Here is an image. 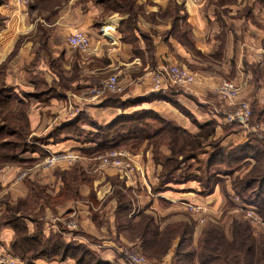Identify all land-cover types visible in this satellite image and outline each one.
I'll return each mask as SVG.
<instances>
[{
    "label": "crops",
    "instance_id": "crops-1",
    "mask_svg": "<svg viewBox=\"0 0 264 264\" xmlns=\"http://www.w3.org/2000/svg\"><path fill=\"white\" fill-rule=\"evenodd\" d=\"M105 7L97 0H32L25 11L17 0H0V80L17 95L40 91L50 94L46 101H27V119L34 136L64 121L65 95L84 92L94 80L108 74L117 76L122 98L142 99L132 105V114L154 111L184 129H193L198 121H221L222 112L212 102L215 97L210 89L224 79L238 85L245 81L240 91L242 98H264V75L260 69L264 0H129L127 6H122L124 12L107 11ZM73 29L89 36V53L68 46L67 36ZM168 64L188 68L200 81L184 92L166 97L151 95L152 72ZM83 112L92 123L105 125L126 111L97 99ZM48 115V122L41 125ZM90 125L85 121L81 128ZM76 146L70 138L48 145L53 152ZM140 149L147 164L139 166L144 176L138 175L142 181L137 180L146 183L149 179L152 184L153 171L158 172L160 166L148 159V147ZM198 190L195 182L189 180L162 194L172 200L198 204L219 198L216 188L207 196ZM185 218L188 217L176 215L172 219ZM84 224L89 227L87 221ZM200 233L201 226L195 225L191 234L199 238ZM5 235V240L11 239L12 231L5 230ZM101 247L107 248L104 259L111 258V253L116 255L119 249L112 241H102Z\"/></svg>",
    "mask_w": 264,
    "mask_h": 264
},
{
    "label": "rangeland",
    "instance_id": "rangeland-1",
    "mask_svg": "<svg viewBox=\"0 0 264 264\" xmlns=\"http://www.w3.org/2000/svg\"><path fill=\"white\" fill-rule=\"evenodd\" d=\"M263 55L264 51L260 64V69L264 75ZM110 75H105L103 79L97 81L94 80L93 85L84 92L65 95L62 114L64 121L61 123L78 115L84 116L85 107L95 103L97 99L103 100L108 106L124 108L125 115L132 114V103L122 106L123 100L132 102V99L122 98V90L118 92L105 90L102 91L100 97L91 98L90 89ZM198 81H200L199 77ZM244 83L245 81H242V87ZM214 88L210 89L212 97H215L212 102L223 114L229 112L230 107L214 94ZM167 90L170 91L167 93L168 95L186 91L184 87L177 85L171 86ZM150 92L153 93L151 89ZM18 96L21 98L23 95ZM115 97L117 100L114 99ZM49 98V96H44L39 100L46 101ZM238 98H242L240 94ZM24 99H26L25 102L29 100V98ZM243 99L249 102L252 109L248 128L256 125H262L264 128V115L262 114L264 98L261 101L254 97L252 101L244 97ZM25 102L20 105L18 100L14 98L9 102V105L0 107V126L6 125L10 129L18 131V134L22 133L23 139L26 140L29 147V150L24 152L22 151L23 142L18 138V135L0 134V141L9 145L8 150L7 148L0 150V222H2V218L13 215L22 221L21 226L27 227L28 233L37 234L40 232L43 241H47L50 237L49 240L52 244L57 242L79 244L83 250H89L92 254L109 261L111 264H139L138 260L146 264L200 263L198 256H196L199 238L191 232L189 234L183 232L182 227H180L183 223H188L192 229L195 225H200L202 228L208 222L227 226L228 220L237 216L248 220L254 231L253 235H256L258 231L264 234V201L253 197L251 203L242 201L233 193L231 187L232 179L237 176L243 177L254 165H261L262 162L237 159L232 164H212L210 167L208 166L210 170L205 166L208 153L219 151L221 157H226L231 154L230 151L239 150L240 146L247 143L250 139L249 135H254L240 125L233 126L226 123L223 114L220 122L213 119L207 121L211 123V126L206 129L199 130L197 124L204 123L199 121L195 123L196 127L193 129L185 128L191 137H185L190 145L199 141L197 148L190 151L196 152L200 163L196 159L188 158L179 164L180 168L174 173L173 177L176 181L166 184L163 189H156L160 186L159 178L163 165L162 162H156L152 152L155 150L156 143L160 142L158 144L160 146L158 148L156 146L159 151L158 157L161 159L163 156L170 155L169 146L162 144L163 140L169 141L167 134H161L152 140L140 142L139 140H132V131L128 132L125 129L123 132H118L115 125L112 133L117 140L115 144L109 143L111 140L107 139L108 130L103 129V134L100 136L96 133V126L103 125H90L92 120L85 115V120L90 125L88 130L80 126L79 129L74 128L67 132L71 136L69 137L70 140L75 142L77 146L69 150L53 152L48 145L54 141L51 143L46 137L44 140L38 141L33 137L46 136L55 125H52L47 132L34 136L30 126L26 124L24 119H21L22 115L29 111V104L27 108ZM48 113L52 116L51 110H48ZM6 115H12L13 120H4L3 117ZM49 115L43 117L41 125L48 122ZM54 123L56 122L53 121L52 124ZM142 130L152 132L146 126H143ZM147 132L142 133L141 136H145ZM205 135L207 136L203 138ZM110 136L113 137L112 134ZM254 136L262 138L261 141H264V136ZM252 139L256 138L253 137ZM97 141L105 142L100 150L95 149L96 143H99ZM184 141L185 144L182 143V140L173 143L177 146L187 145L186 139ZM253 143L256 142L253 141ZM144 145L150 150L151 155L148 159H152L154 166H160L157 169L158 172L153 171L152 178L155 179L152 183L153 186L149 179L146 183H139L137 180L140 179L138 175L141 178L144 176L143 173H140L139 166L146 167L147 164L146 156L141 155L140 152V148ZM113 150L126 152L130 157V165L128 167L100 166V159ZM183 150L184 154L188 152L186 148ZM63 152H74L78 156L72 162L61 161L54 165H48L45 162L50 155ZM137 152L140 155H137ZM4 156L7 158H3ZM181 157L180 155L178 159ZM200 168L202 177H204L206 169L208 173H214L212 176L214 181H211L212 186L214 185V189L216 188L219 192L217 194L219 198L213 200L212 203H199L204 207V211L189 207L190 202L172 200L163 196L164 190H170L173 185L184 183V177L199 173ZM134 177H136L135 185L133 184ZM140 181L142 180L140 179ZM191 181L195 182L197 187L202 190V185L198 180L192 179ZM149 184H151L150 187H148ZM200 190H198L199 194ZM153 202L154 205H152ZM8 208L14 209L13 212ZM176 215H186L188 218L176 221L172 219ZM85 221L89 223V227L84 224ZM5 230L12 231L11 239H4L6 237ZM13 238L14 229L11 226L6 225L0 228V249L3 248L13 257L12 259L16 258L14 260L18 263L77 264L76 259L72 257L60 261L59 256L53 255V252L49 250L50 245L53 247L52 244L48 246L47 252L48 256L53 258L42 257L27 263L13 255L10 248V242ZM102 241L115 243L119 247L118 253L116 255L111 253V258L104 259L106 254L103 255V252L107 248L101 247ZM238 246L239 244L236 243L234 248L240 250ZM89 258L90 256L86 255L84 261L87 262Z\"/></svg>",
    "mask_w": 264,
    "mask_h": 264
},
{
    "label": "trees",
    "instance_id": "trees-1",
    "mask_svg": "<svg viewBox=\"0 0 264 264\" xmlns=\"http://www.w3.org/2000/svg\"><path fill=\"white\" fill-rule=\"evenodd\" d=\"M97 1L99 3L105 4V8L107 11L116 10L118 12H124L122 6H127L129 0ZM167 92L168 90H165L160 91L156 94L151 93V95L166 97ZM49 95V93L40 91L23 95V97L29 99H40L44 96L46 97ZM14 98L18 100L20 105H23V103L25 102L22 97L20 98L17 94L12 93V91L8 89L7 86L0 80V107L9 105V102ZM114 99L117 98L115 97ZM144 99H147V97H144ZM138 100L140 101L142 99L132 100V102L123 101L122 106H125L127 103L136 105ZM25 104H27L28 108L27 101L25 102ZM262 112V114L264 115V110ZM3 119L6 121H9L8 119L13 120V116L6 115L5 117H3ZM21 119H24L26 124L29 125L27 113L22 115ZM84 121H86L85 117L83 115H78L77 117L67 122L55 125L46 134V136L33 138L40 141L44 140V137H46L49 140L58 142L71 137L67 132L74 128L79 129L81 123ZM91 125L96 126L95 123L92 122ZM230 125L237 126V124ZM114 126L117 127L118 132H123L125 131V129L126 131L128 130V132L132 131V140H139L140 142L142 141V137L147 140H152L153 138L161 134L168 135L169 141L163 140L162 144L164 143L169 146L170 155L163 156L161 159L160 157H158L159 151L157 148L158 146H160L158 145L160 142L156 143L157 148L155 146V150L152 152L156 162H162L163 165V170L159 178L160 186H158L156 189H163L166 184L176 181V179H174L173 177L174 173L180 168L179 164L185 162L188 158L196 159L197 162L200 163V161L197 159L196 152L190 151L197 148V145H199V141L197 143L195 141L190 145V143L187 141L188 139L185 138L190 137L189 133L185 129L174 123L172 120L158 115L154 111L147 110L135 112L130 115H118L107 125H103L100 127L96 126V133L100 134L101 136L103 134V129H105V131L108 130L107 132L109 133V135H107V139L111 140L109 143L115 144L117 139L112 133V130H114ZM143 126L148 127V129L150 128L152 132L142 130ZM209 126H211L210 122L197 124L199 130L206 129ZM146 132L147 134L145 136H141L142 133ZM2 133H5L9 136L18 135V138H20V140L23 142L22 151L26 152L27 150H29V147L27 145L28 143L26 142V140L24 141L22 133L18 134V131L14 129L12 130L6 125L0 126V134ZM111 134L113 135V137L110 136ZM206 136L207 135L203 136V138H205ZM249 136L250 139L247 143L240 146L239 150L230 151L231 154L226 157H221V155H219V151H215L211 154L208 153L205 166L207 167V169H209L212 164H232L233 162H236L237 159L249 160L251 162L261 161V165H254L246 175H244L243 177H235L234 179H232L231 183L233 193L237 195L240 200L251 203L253 202L252 197L254 199H260L261 201H264V141H261L263 140L262 138H257L254 135ZM251 136L252 138L254 137L256 139H252ZM185 139L187 141V145L177 146L175 143H173L175 141L182 140V143L185 144ZM253 141H255L256 143H253ZM97 142L99 143H96L97 146L95 147V149L100 150V147H102L105 142ZM259 145L260 147H258ZM8 146L9 145L7 143L0 141V150H5L6 148L8 150ZM183 148H186L188 152L184 154ZM180 155L182 157L181 159H178ZM3 158L7 157L4 156ZM207 169L204 177H202L200 174V168L199 173L189 174L184 177V181H182L186 182L192 179L198 180L202 185V190L199 191L200 194L203 196H207L214 191V185L212 186L211 182L214 181V178L212 177L214 173H208ZM10 209L13 212L14 209L8 208V210ZM1 220L2 222H0V228L8 225L14 229V238L10 242V248L13 255H15L19 259L25 260L27 263H30L33 259L42 257L48 259L53 258L49 257L47 252L48 246L52 244V242H50L49 240L50 237L47 239V241H43L40 232H38L37 234L28 233L26 229L27 227L21 226L22 221L17 217H14L13 215H8ZM228 222L229 223L227 226H220L216 222H208L206 225L202 226L200 237L197 242L198 252L196 254V256H198V261L200 262V264H264V234L261 231H258L256 235H253L254 231L252 230L250 223L248 222V220L242 217L236 216L230 218ZM180 227H182L183 232L185 231L187 234H189L193 230L189 227L188 223H183ZM236 243L239 244L238 248L240 250L234 248V245H236ZM52 246L53 247H51V245L49 246V250L53 252V255L59 256L60 261H63L67 257H72L76 259L77 264H111L109 261L103 260L100 257L92 254L89 250H83V248L79 244H66L63 242H57L53 243ZM86 255L90 256L87 262L84 261Z\"/></svg>",
    "mask_w": 264,
    "mask_h": 264
},
{
    "label": "built area",
    "instance_id": "built-area-1",
    "mask_svg": "<svg viewBox=\"0 0 264 264\" xmlns=\"http://www.w3.org/2000/svg\"><path fill=\"white\" fill-rule=\"evenodd\" d=\"M188 2H194L196 0H185ZM17 2L26 9L32 0H17ZM67 44L70 48L80 51L82 53H89L91 50V42L89 36L79 30L73 29V31L67 36ZM264 62V55H263ZM198 77L195 73L188 68L179 64L163 65L151 74V91L158 93L165 91L171 86L189 87L198 83ZM242 85H237L230 80H222L214 88V94L222 99L227 106L230 107V111L224 115V121L228 124H237L249 133L264 136V128L262 125H256L248 128L250 118L252 115V109L247 100L238 98ZM118 92L122 90V86L119 84L117 76L111 74L106 79L101 80L97 86H93L90 89L91 98L95 99L100 97L102 91ZM78 155L74 152H63L52 154L46 159L48 165H54L61 161L72 162ZM130 157L126 152L113 150L107 153L100 159V166L112 165L115 167H128L130 165ZM189 207L197 208V210L204 211V207L201 204L189 203ZM6 251L0 249V264H22V262H16V258L12 259ZM141 262V263H140ZM139 264H146L138 260Z\"/></svg>",
    "mask_w": 264,
    "mask_h": 264
}]
</instances>
